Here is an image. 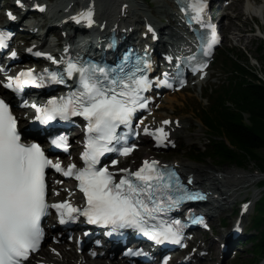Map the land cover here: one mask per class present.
<instances>
[{
    "label": "snow or ice",
    "instance_id": "1",
    "mask_svg": "<svg viewBox=\"0 0 264 264\" xmlns=\"http://www.w3.org/2000/svg\"><path fill=\"white\" fill-rule=\"evenodd\" d=\"M17 3L21 4L22 0H17ZM207 8V0H190L184 10L188 12L191 9V20L212 30L202 43L203 51L210 55L212 46L219 41L215 25L203 21ZM8 15L11 19L16 18L11 12ZM74 19L87 20L91 25L94 23L93 11L91 8L85 9ZM11 35L0 30V47H6V40ZM36 54L50 56L49 53ZM11 55L15 57L17 53L13 51ZM189 61L195 62L193 71H200L206 66L202 60L196 62L195 56L189 57ZM65 63L67 76L78 73L79 87L67 96L53 97L45 105L33 104L32 107L37 110L35 119L41 123H48L57 117L67 120L70 115L76 114L87 119L89 136L87 147L82 153L83 167L69 164L65 169L59 162L50 160L39 143L22 141L16 116L9 103L0 99V264H25L30 254L40 247L44 238L41 219L50 207L46 198L45 179V169L49 165L67 176H74L86 197L84 208L73 206L67 200L51 205L56 208L62 223L77 219L82 213L90 223L110 226L109 234L133 228L157 242L179 244L183 236V225L179 220L153 223L161 219L160 213L179 206L182 199L194 198L187 192L175 197L170 194L172 179L176 176L174 171H165L157 166L156 161L146 159L135 171L119 169L125 175L117 180L107 165L98 166L100 157L113 150L112 142L124 139L118 136L117 128L121 124L130 127L136 110L147 107V98L143 93L151 87V81L146 75L138 74L141 72L139 68L135 72L109 76L105 67L94 62L70 57ZM145 63L150 67V61ZM46 76L60 83L65 82L64 76L57 71L45 70L44 73L36 74L32 69H24L18 76L9 77L7 86L20 92L24 84L39 86L47 83ZM160 83L168 84L169 81L164 79ZM23 103L27 105L28 101ZM144 131H151L158 142L166 136L163 128L150 130L145 127ZM51 143L67 147V137L57 135ZM133 147L135 145L126 146L119 151L127 155ZM111 163L116 164L118 161L114 159ZM198 219L204 223L202 217ZM128 252L131 254L133 250L129 249Z\"/></svg>",
    "mask_w": 264,
    "mask_h": 264
},
{
    "label": "rangeland",
    "instance_id": "2",
    "mask_svg": "<svg viewBox=\"0 0 264 264\" xmlns=\"http://www.w3.org/2000/svg\"><path fill=\"white\" fill-rule=\"evenodd\" d=\"M56 0H50V4L55 2ZM134 2H138L142 4V8L146 9V14L154 19L158 20L162 15L158 13V9L156 7L157 0H131ZM245 0H233V3L228 5L226 10L224 12L225 17H227L226 22L229 23L226 29V42L223 44L221 48L218 49V53L223 51V48H228L231 46H238L235 48L234 52L239 53L242 51L243 53L240 55H243V59H247L249 61V65L252 68V70L258 74L263 80H264V64L260 63V61H256L253 57L256 55L253 53V50L259 45L260 38L256 37L254 35L256 23L259 24V20L255 17L249 16L246 14L247 10L244 5ZM264 0H259V3L256 4L257 6H261L262 2ZM229 2V1H228ZM221 3V2H220ZM146 4H150L152 8H146ZM253 5V2L250 3ZM142 19H140L138 24L142 25ZM163 24L168 23V19L163 16V21L161 22ZM61 31V30H60ZM58 31L56 35L58 37L61 36V32ZM243 47V48H242ZM244 49V50H243ZM251 55L249 57L247 54ZM216 64V63H215ZM227 66H224V68L216 64L213 67V74L212 76L217 79L221 80L224 77L225 71H227ZM225 69V70H224ZM224 71V73H223ZM263 71V72H262ZM210 84H212V80L209 81ZM199 91V86L195 87L190 93L186 94H178L172 97H167L163 102L160 111L158 112V118L162 117H176L181 122V127L178 132L175 133V138L178 141V147L177 150L183 149L181 152H178L171 157V155L166 154L164 152L162 154V158L167 162H184L185 164L193 165L196 167H200L204 169L205 171H214V172H225L229 170H241L244 169L243 172L245 174L248 173H259V168L255 165L253 162H248L244 167H237L234 164H227L220 166L217 163L211 161L210 159L203 160L202 162H196L191 161L186 158V152L190 148L191 150L197 149L199 147H202L203 144L207 140V136L205 135L204 128L202 124L195 118V115L193 113V109L198 107V101L201 100L199 97H197L196 93ZM195 93V94H194ZM260 177H255L250 183H246L241 185L239 188H237L234 196L231 199H228L229 202L225 200H219V205L224 208L223 212L221 211L219 214L220 216H217L216 214L212 216V222L215 227V235H217L218 238H221V228L218 226V221L220 219L224 220V223L226 225L225 229L228 231L232 227V221L234 219V213L236 212L237 207L242 203L244 200L252 201L255 199V202L258 200L260 196V191L258 190L259 184H257ZM256 180V181H255ZM255 181V182H254ZM264 181V180H263ZM216 185L223 186L222 190L224 191L225 186L224 184L219 183L218 181L215 182ZM221 186V187H222ZM226 198V197H225ZM255 204V203H254ZM250 208L249 215L245 218V226L247 229H250V218L251 214H253V207ZM251 215V216H250ZM252 234V232H251ZM218 243L215 242V246L217 248L216 254L218 255ZM246 246L245 248H247ZM252 255L249 251L243 252L238 257L234 259V263L237 264H246L247 261H250L252 259ZM253 263V262H252Z\"/></svg>",
    "mask_w": 264,
    "mask_h": 264
},
{
    "label": "trees",
    "instance_id": "3",
    "mask_svg": "<svg viewBox=\"0 0 264 264\" xmlns=\"http://www.w3.org/2000/svg\"><path fill=\"white\" fill-rule=\"evenodd\" d=\"M256 55L259 61H264L261 49ZM225 59L241 78L216 91L209 105L199 109L198 115L207 132L216 139L196 159L237 167L253 162L264 172V80L252 70L247 59L243 63L228 56ZM252 223L259 233L253 238L252 248L258 259L264 257V196L255 206Z\"/></svg>",
    "mask_w": 264,
    "mask_h": 264
},
{
    "label": "bare ground",
    "instance_id": "4",
    "mask_svg": "<svg viewBox=\"0 0 264 264\" xmlns=\"http://www.w3.org/2000/svg\"><path fill=\"white\" fill-rule=\"evenodd\" d=\"M89 1L90 0H88V2ZM98 1L103 3L102 11L99 13V18L101 19V22H107V25L111 23V20L113 18L116 19L117 16H122V15L128 16L130 19H132L131 21L135 23L137 21H140V19H145V20L150 19L147 16L146 12L142 11L141 3L137 2L136 4H133V3L126 2L125 0H98ZM79 3H80V0H76L73 4L78 5ZM166 5H168L169 7H172L173 0H160V2L157 3L156 7L159 13H161L162 15H164V17L168 19V25L161 23L160 19H158L159 23L156 24V21H152V23L156 25L157 27L156 29L159 28L161 31L173 37L175 35V32L173 31L172 27L174 26L175 22L178 20V16L176 15V10H173L172 12H170L168 8L166 7ZM54 7H56L57 10L52 15L53 19L55 18L56 13L61 15V11L63 8L62 5H59V3H55ZM148 7H151V6L148 5ZM248 11L250 14L257 16L258 8L255 6H249ZM60 19L63 20V17H61ZM261 20L264 26L263 18H261ZM64 21L67 22V20L65 19ZM124 22H126V20L123 21V23ZM67 25L68 24H66L65 26ZM39 26H40V21H38L34 27L39 28ZM121 28H123V26ZM51 31L53 33H56L58 32V29L52 28ZM34 36L35 35L33 34V36H31V38L29 37V39H32V37L34 38ZM178 168L185 174L192 173L194 176H196L197 178L195 180V184L198 186H201L202 183H204L206 185L207 184L210 185L211 187L209 186V188H212L214 187L216 181H218L221 184H224L225 186L224 191L222 190V188H224L222 185H221L222 187L219 185H215L214 193L216 194L215 199L217 198V196L220 197V196L225 195L226 198L222 197L223 198L222 200H225L227 202H229L228 199H231L234 196L237 188H239L241 185L249 183L255 177H259V176L262 177V175H260L257 172L245 174V172L240 171V170H229V171L219 172V173L214 172V171H205L204 169L200 167L185 164L182 161L179 162ZM219 209L221 210V208ZM248 235H251V234H248ZM68 255H70L71 257H74L72 253H68ZM91 263L92 264H103L101 261H98V260L91 262Z\"/></svg>",
    "mask_w": 264,
    "mask_h": 264
}]
</instances>
